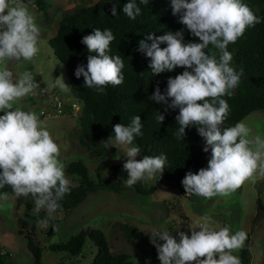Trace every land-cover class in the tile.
<instances>
[{"label": "clouds", "instance_id": "1", "mask_svg": "<svg viewBox=\"0 0 264 264\" xmlns=\"http://www.w3.org/2000/svg\"><path fill=\"white\" fill-rule=\"evenodd\" d=\"M140 3L147 5L149 0H140ZM171 5L173 15L180 14L179 22L200 42L185 43L183 31L160 36L151 33L147 37L150 44L145 40L139 42L138 50L150 58L153 75L171 72L177 67L191 69L169 78L166 94H161L157 86L151 100L179 109L178 139L184 138L187 128L196 126L206 142L203 151L211 150L207 168H201L196 174L189 171L182 180L187 195L206 199L229 196L246 182L254 184L264 177V138L249 139L251 130L243 122L221 127L229 113V105L222 97L231 96L243 76L242 69L237 72L230 66L233 57L227 47L243 36L249 26L261 21L241 0H171ZM122 11L131 20L141 14L135 0L125 3ZM111 13L114 17L117 15L116 4ZM114 39L110 29L98 28L83 37L81 43L89 53H95L87 56L86 70L83 65L75 70L77 78L84 77L85 87L102 93L108 85L123 83L122 58L109 55ZM38 40L39 27L24 0H0V65L7 61H34L40 51ZM161 44L167 47L161 48ZM210 44L222 53L219 60L205 51ZM57 84L62 91L70 90L62 77L57 79ZM37 89L39 85L31 72L25 71L14 78L12 71L0 68V112L4 113L0 115V189L11 186L16 197L31 196L34 211L46 209L47 218L38 223L46 229L61 207L58 201L70 193L72 184L59 159L60 146L39 115L19 107L14 109L17 101ZM164 119L159 112L158 122ZM113 128L115 146L118 149L122 146L127 157L123 165L129 176L126 186L161 178L167 157L137 159L141 149L132 146L134 138L142 135L141 117H133L128 126L117 123ZM0 195L7 198V193ZM155 236L164 241L156 245L161 264H241L234 253L247 240L243 230L234 234L228 227L217 230L207 215L192 229L190 236L178 232L179 242L169 231H158Z\"/></svg>", "mask_w": 264, "mask_h": 264}, {"label": "rangeland", "instance_id": "2", "mask_svg": "<svg viewBox=\"0 0 264 264\" xmlns=\"http://www.w3.org/2000/svg\"><path fill=\"white\" fill-rule=\"evenodd\" d=\"M35 1L24 0L39 27L38 55L31 62L7 61L0 65V68L12 71L14 78L25 71L31 72L39 85L34 94L17 101L14 109L19 107L22 111L39 115L44 127L60 146L59 159L64 166L70 160H81L88 173L95 177L97 174H111V167L117 164L121 169V189L97 188L88 192L69 212L65 213L59 208L53 214L54 218L49 220L48 227L53 228V234H48L45 228L38 226L40 220L47 218L46 209L39 213L34 211L31 196L18 198L11 186L5 185L0 189V194L7 193L6 199L0 195V264L32 262V255L25 245L26 232H31L33 241L40 248L41 264H88L96 250L89 239L84 241L80 253L75 255L48 248L49 244L63 242L79 228L87 226L102 230L112 253L128 254L126 264H161L156 245H162L164 241L155 236L156 232L169 231L179 242L178 232L190 236L192 229L205 215L212 218L217 230L228 227L232 234L240 230L247 233L244 247L234 253L241 264H264V212L256 206L257 200L264 203V177L258 178L254 184L246 182L229 196L211 199L187 195L186 191L163 183L160 178L137 182L143 188H150L147 193H140L134 186L127 187L125 184L129 178L123 168L127 157L122 146L119 149L115 146L114 136L102 142L100 154H89L96 144L81 137L76 119L80 105L70 90L62 91L58 86L57 79L61 77L67 86L69 83L64 66L53 55L47 39L55 33L63 12L78 4L91 6L97 0H42V7H38ZM54 98H60L64 103L61 113L41 115L39 109H48L49 100ZM71 101L76 102L78 107L71 110ZM3 114L0 112V115ZM240 122L251 130L249 139L256 136L264 138V108L250 111L237 123ZM210 158L211 152H206L203 168H207ZM65 175L71 184L77 183L76 175L66 171ZM125 226L133 227L136 236Z\"/></svg>", "mask_w": 264, "mask_h": 264}, {"label": "trees", "instance_id": "3", "mask_svg": "<svg viewBox=\"0 0 264 264\" xmlns=\"http://www.w3.org/2000/svg\"><path fill=\"white\" fill-rule=\"evenodd\" d=\"M127 2L130 0H97L91 6L75 5L71 10L61 14L55 33L47 39V43L55 58L63 64L71 95L80 105L76 119L81 137L96 144L89 150V154L94 156L102 152V142L114 136L113 125L121 123L128 126L133 117L140 116L142 135L136 136L132 145L141 149L138 157L142 159L143 156H166L161 181L185 191L182 185L185 175L189 171L196 174L204 166L205 139L199 135L196 126L187 128L184 138L178 139L177 132L180 126L176 116L179 109H171L163 103L152 101L151 96L157 86L161 94H166L168 79L191 69L177 67L171 72L153 75L149 68L150 58L140 52L138 46L141 40L150 44L151 41L147 40V37L151 33L160 36L167 32L183 31L185 43L200 41L179 22L180 14L173 15L171 0H149L147 5L135 0L141 8V14L135 20L128 18L122 11ZM241 2L247 5L261 22L249 26L243 36L227 47V51L233 57L230 66L237 72L242 69L243 76L233 94L222 97L229 105V113L222 128L233 127L250 111L264 108V0ZM35 3L38 7L43 6L42 0H36ZM113 4L117 5L115 17L111 13ZM97 28L101 31L105 29L112 31L115 39L111 42L109 55H119L124 63L123 83L118 86L108 85L102 93L94 88L85 87L83 76L79 78L75 76L77 66L83 65L86 70L87 56L95 55L89 53L81 41L84 36L93 34ZM160 47L164 48L167 45L161 44ZM205 51L210 55L214 54L217 60L222 55L220 50L211 44ZM159 112L165 117L162 123L157 120ZM64 170L77 176V183L72 184L70 193L58 201L60 209L65 213L88 192L97 188L103 187L114 191L121 189V169L117 164L111 167V174L102 176L97 174L95 177L88 173L87 167L78 159L68 161ZM134 188L140 193H147L150 189L143 188L138 183ZM256 206L264 212L263 202L257 200ZM125 227L136 236L133 227ZM53 231L51 226L45 229L48 234H53ZM31 235V232L24 234L26 248L32 255V262L29 264H41L40 248ZM86 239H89L96 248L88 264L127 263L128 254L112 253L104 233L96 227L79 228L65 241L51 243L48 248L75 255L80 253Z\"/></svg>", "mask_w": 264, "mask_h": 264}, {"label": "built area", "instance_id": "4", "mask_svg": "<svg viewBox=\"0 0 264 264\" xmlns=\"http://www.w3.org/2000/svg\"><path fill=\"white\" fill-rule=\"evenodd\" d=\"M49 101H50V103H49L48 109L41 108V109H39V113L41 115H48L51 112H60L61 113V108L64 105L63 101H61L60 98H54V99H51ZM76 106L78 107V105H76V102L71 101L69 103V107L71 108V110H72V107L75 108Z\"/></svg>", "mask_w": 264, "mask_h": 264}]
</instances>
